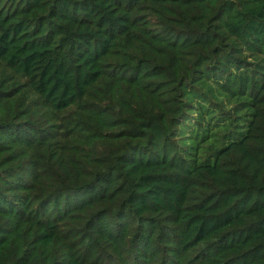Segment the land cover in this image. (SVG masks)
Segmentation results:
<instances>
[{"label":"trees","instance_id":"16d2710c","mask_svg":"<svg viewBox=\"0 0 264 264\" xmlns=\"http://www.w3.org/2000/svg\"><path fill=\"white\" fill-rule=\"evenodd\" d=\"M0 264H264V0H0Z\"/></svg>","mask_w":264,"mask_h":264}]
</instances>
